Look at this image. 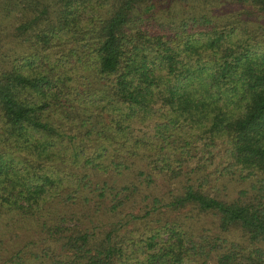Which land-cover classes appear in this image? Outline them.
Masks as SVG:
<instances>
[{"label": "trees", "instance_id": "1", "mask_svg": "<svg viewBox=\"0 0 264 264\" xmlns=\"http://www.w3.org/2000/svg\"><path fill=\"white\" fill-rule=\"evenodd\" d=\"M0 264H264V0H0Z\"/></svg>", "mask_w": 264, "mask_h": 264}, {"label": "rangeland", "instance_id": "2", "mask_svg": "<svg viewBox=\"0 0 264 264\" xmlns=\"http://www.w3.org/2000/svg\"><path fill=\"white\" fill-rule=\"evenodd\" d=\"M218 4H219V3H218ZM213 6H215V5H210V8H214ZM129 177H130V175H127V178H121V179H120V177L117 176V177H115V178L113 179V181H119V180H120V182H124V180H126V179H127V180H130Z\"/></svg>", "mask_w": 264, "mask_h": 264}]
</instances>
